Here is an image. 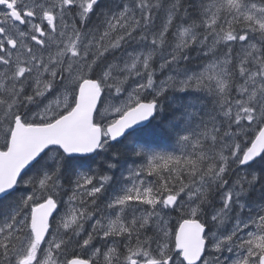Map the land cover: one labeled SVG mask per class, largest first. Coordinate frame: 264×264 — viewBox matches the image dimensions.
Returning a JSON list of instances; mask_svg holds the SVG:
<instances>
[{
	"label": "snow or ice",
	"instance_id": "snow-or-ice-1",
	"mask_svg": "<svg viewBox=\"0 0 264 264\" xmlns=\"http://www.w3.org/2000/svg\"><path fill=\"white\" fill-rule=\"evenodd\" d=\"M0 264H264V0H0Z\"/></svg>",
	"mask_w": 264,
	"mask_h": 264
}]
</instances>
